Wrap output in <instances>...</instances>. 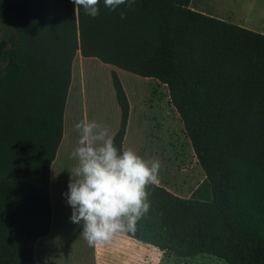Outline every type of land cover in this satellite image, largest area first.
<instances>
[{
    "label": "trees",
    "instance_id": "16d2710c",
    "mask_svg": "<svg viewBox=\"0 0 264 264\" xmlns=\"http://www.w3.org/2000/svg\"><path fill=\"white\" fill-rule=\"evenodd\" d=\"M136 0L89 16L73 0H0V264H35L50 229V165L77 52L163 84L202 170L186 196L150 185L128 236L179 258L264 264V34L191 8ZM125 12V18H121ZM112 139L121 152L128 100Z\"/></svg>",
    "mask_w": 264,
    "mask_h": 264
},
{
    "label": "rangeland",
    "instance_id": "374dc122",
    "mask_svg": "<svg viewBox=\"0 0 264 264\" xmlns=\"http://www.w3.org/2000/svg\"><path fill=\"white\" fill-rule=\"evenodd\" d=\"M189 6L264 34V0H191ZM5 34L6 29L0 37ZM113 70L128 100L126 149L135 150L145 160H159L161 184L178 195H188L190 188L202 179V170L182 121L169 102L166 87L97 58H84L77 52L71 64V83L63 108L61 140L49 179L50 195L54 200L55 215H58V218L55 216L56 222H61L64 228L66 210L72 211L65 194L69 192L70 171L77 164L71 156L79 139L75 124L84 119L96 121L107 126L110 135L120 124L121 108L116 101ZM68 250H71L70 246L65 243L61 247V256L55 257L59 264H72ZM159 252L158 248L148 245L147 259L150 264H226L207 253L179 258L169 252ZM73 264L77 263L74 261Z\"/></svg>",
    "mask_w": 264,
    "mask_h": 264
},
{
    "label": "clouds",
    "instance_id": "9594fccd",
    "mask_svg": "<svg viewBox=\"0 0 264 264\" xmlns=\"http://www.w3.org/2000/svg\"><path fill=\"white\" fill-rule=\"evenodd\" d=\"M89 16L100 14V0H73ZM115 11L121 5L131 7L136 0H103ZM126 13L121 12V18ZM78 146L71 153L77 160L70 171L68 204L73 223L82 224V236L90 247L110 242L121 232H135L137 222L151 205L148 187L159 185L161 162L145 160L135 150L120 151L114 145L110 129L96 121L75 124Z\"/></svg>",
    "mask_w": 264,
    "mask_h": 264
},
{
    "label": "crops",
    "instance_id": "0c3cea01",
    "mask_svg": "<svg viewBox=\"0 0 264 264\" xmlns=\"http://www.w3.org/2000/svg\"><path fill=\"white\" fill-rule=\"evenodd\" d=\"M116 131L111 133V137H113ZM126 134L127 129L125 136ZM123 150H127L124 142ZM55 159L56 154L54 160L51 162L50 170ZM49 198L51 206L50 229L45 236L37 239L34 243L33 257L35 264H59L60 262L56 258L61 256L60 254L63 252L61 251V247H64L65 243L70 246L71 250H68L67 255L70 257L72 264L74 261L77 264H150L147 259L149 244L142 243L128 236L127 232L117 233L110 242L90 247L81 235L82 224L78 225L71 221L72 211L68 212L66 210V228L61 225V222H56L58 215H55L56 210L50 190ZM57 213L60 214L59 209ZM159 253H162V251Z\"/></svg>",
    "mask_w": 264,
    "mask_h": 264
}]
</instances>
